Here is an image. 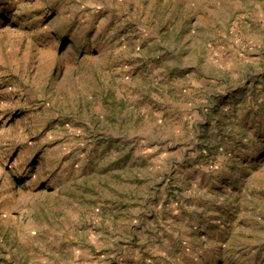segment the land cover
Here are the masks:
<instances>
[{
	"label": "rangeland",
	"instance_id": "rangeland-1",
	"mask_svg": "<svg viewBox=\"0 0 264 264\" xmlns=\"http://www.w3.org/2000/svg\"><path fill=\"white\" fill-rule=\"evenodd\" d=\"M0 264H264V0H0Z\"/></svg>",
	"mask_w": 264,
	"mask_h": 264
}]
</instances>
